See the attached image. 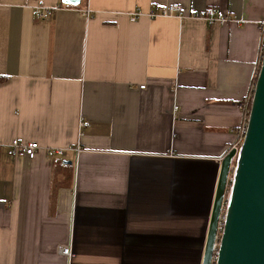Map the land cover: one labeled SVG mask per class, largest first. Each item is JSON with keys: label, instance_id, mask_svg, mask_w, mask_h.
Instances as JSON below:
<instances>
[{"label": "crops", "instance_id": "1", "mask_svg": "<svg viewBox=\"0 0 264 264\" xmlns=\"http://www.w3.org/2000/svg\"><path fill=\"white\" fill-rule=\"evenodd\" d=\"M176 4L235 22L147 16ZM263 22L264 0H0V264H202Z\"/></svg>", "mask_w": 264, "mask_h": 264}, {"label": "water", "instance_id": "2", "mask_svg": "<svg viewBox=\"0 0 264 264\" xmlns=\"http://www.w3.org/2000/svg\"><path fill=\"white\" fill-rule=\"evenodd\" d=\"M62 3L79 6L81 0ZM226 196V220L216 264H264V52L244 141L238 152L232 149L221 158L202 264H212Z\"/></svg>", "mask_w": 264, "mask_h": 264}, {"label": "built area", "instance_id": "3", "mask_svg": "<svg viewBox=\"0 0 264 264\" xmlns=\"http://www.w3.org/2000/svg\"><path fill=\"white\" fill-rule=\"evenodd\" d=\"M35 14H36L38 19L47 20L51 16L52 11L47 9L44 6V4L41 3V4L36 6ZM142 16H145V14L143 12L134 13L131 16V21L135 22L139 18H141ZM147 16H149L152 19L175 18V19H178L179 21H183L186 19H194V20L201 19V20H204L208 25H211V26H214V25L227 26V25H230V24L235 22V20L233 18H231L228 13L223 14L221 12L216 11L215 9H209L204 14H197L195 12H190L189 14H186L183 6L178 5V4L168 5L166 7H161L158 9V11H153V12L147 14ZM261 30L263 32L262 50L264 52V22L261 24ZM141 89H145V86H141ZM253 93H254V87H253V90H252V93L249 97L248 102L244 104L245 123L242 126V128L240 129L238 140L236 141V143L232 146V148L230 150L236 149L238 152L241 144L244 141V138H245V135L247 132V124H248V120H249V115H250L249 106H250L251 100L253 99ZM81 126L86 127V124L81 123ZM40 149H41V146L38 142H31L29 144H24L18 140H13L7 146V155L11 158H14V159H19V158L24 157V158H28L29 160H35L38 156ZM49 153L63 155L64 150L54 149V150H49ZM220 163H221V160H220ZM231 180H232V176L229 177L228 189L231 186L230 185ZM227 203H228V201H227V196H226L224 204H223V209H222V213L220 216L219 224H218V234L216 237V244L214 247V256H213L212 264H216L217 260H218L219 247H220L221 237H222L224 224H225V220H226ZM62 254L68 258L69 264H70V261L73 258V253L71 251V248H64L62 250Z\"/></svg>", "mask_w": 264, "mask_h": 264}, {"label": "trees", "instance_id": "4", "mask_svg": "<svg viewBox=\"0 0 264 264\" xmlns=\"http://www.w3.org/2000/svg\"><path fill=\"white\" fill-rule=\"evenodd\" d=\"M258 73H259V71H258ZM257 77H258V74H257ZM257 77H256V79H255V83H256ZM254 85H255V84H254ZM251 107H252V100H251V102H250V106H249V113H250Z\"/></svg>", "mask_w": 264, "mask_h": 264}]
</instances>
